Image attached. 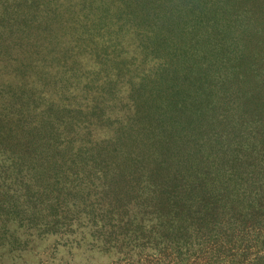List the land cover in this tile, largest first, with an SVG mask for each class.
I'll return each mask as SVG.
<instances>
[{
    "label": "trees",
    "instance_id": "1",
    "mask_svg": "<svg viewBox=\"0 0 264 264\" xmlns=\"http://www.w3.org/2000/svg\"><path fill=\"white\" fill-rule=\"evenodd\" d=\"M263 1L80 0L83 10L88 4L92 13V30L88 35L92 48H78V53H88V64L93 66L94 74L96 69L100 72L99 78L85 82L91 88L95 108L97 105L102 110L110 107L118 88V83L113 84L110 75L115 79L120 76L119 68L104 66V50L99 48V38L103 31L109 30L106 4H116L121 14L147 23L151 34L146 35L144 48H151L154 55L162 56L163 62L154 65L150 74L144 71L138 87H129L131 96L136 97L130 122L124 124V120L119 119V126L105 134L104 139L89 142L88 146H76L78 149L72 148L75 154L55 148L56 152L47 161L43 157L47 149L41 142L42 133L37 130L46 131L48 126H55L59 119L67 117V108L73 107L51 101H43L39 107L36 100L43 99V92L36 94V90H31L33 93L27 96L24 91L9 93L0 87V158L4 162L11 161L4 173L0 170L2 178L10 172L17 177L19 171L13 168L27 162L39 177L51 171H55L57 177L60 173L64 184L68 168L69 173L77 174V177L83 175V180L92 173L100 175L103 190L118 201L121 202L130 192L139 193L145 201L139 202L138 208H154L155 203L165 209L152 210L150 217H144L148 222L142 223L140 219L135 224L142 223L143 232L138 225L135 232H141L142 236L148 234L157 240V246L159 241L171 238L172 244L180 248H194L191 240L200 236L198 233L205 228L211 235L213 229H219L222 219L226 220V230L232 231L248 219H257L255 215L264 212V121H256L252 115L264 112L263 86L260 87L261 82L254 79L258 71L248 64L246 69L251 70L245 79L253 78L252 93L239 96L240 106L251 109L248 124L242 109L231 115L224 113L222 118V109L212 104V95L216 85L214 79L222 76L229 56L221 53L220 48H228L237 41L232 34L242 40L252 31L264 28L258 23L264 15ZM13 2L11 12L7 7L0 11V25L5 30L0 34V63H4V68H12L16 66L13 62H21V74L30 69L29 61L39 59L40 48H33L35 43H29L30 48H20L24 55L22 60L18 52L12 57L9 47L20 36L30 40L35 35L34 30L40 31L35 24L38 12L41 16L45 13L40 23L50 42L67 31L71 34L84 26L81 18H77V26L75 20L68 25L70 17L62 14L59 8L50 6L48 0ZM248 3L259 6L252 12L244 9ZM97 6L101 8L99 11ZM9 38L12 41H6ZM44 49L46 55L53 50ZM144 56L148 57L146 53ZM86 57L73 59L70 69L62 67V77L69 75L70 78L59 80V83L82 80L83 59ZM44 59L42 56L41 60ZM71 88L65 85L60 91L72 93ZM22 113L35 118L31 123L39 121L44 125L39 128L34 124L29 129L20 119ZM68 126L71 131L73 126L70 123ZM215 127L223 130L220 137H208ZM52 137L54 135L50 134V139ZM46 141L44 143H50ZM50 145L52 150L54 145ZM83 149H86V158ZM69 153L73 157L70 155L71 160L67 161L65 157ZM228 162L232 163L229 167ZM251 182L252 185L248 186ZM247 189L251 190V196L248 194L247 198H242L240 193ZM156 194L159 197L155 198ZM211 225L213 229L209 228ZM9 229L17 233V228Z\"/></svg>",
    "mask_w": 264,
    "mask_h": 264
},
{
    "label": "rangeland",
    "instance_id": "2",
    "mask_svg": "<svg viewBox=\"0 0 264 264\" xmlns=\"http://www.w3.org/2000/svg\"><path fill=\"white\" fill-rule=\"evenodd\" d=\"M13 1L20 0H0V11L7 7L8 12H11ZM262 3L264 4V1ZM48 4L59 8L62 14L70 17L68 25L75 20L77 26V18H81L80 22L84 26L76 28L71 34L67 31L50 42L40 23V20H44L45 13L41 16L38 12L35 24L40 27V31L34 30L35 35L30 40L21 39V36L18 40L15 39L9 50L12 57L18 52L24 60L20 48H30L29 43H35L33 48H40L41 51L39 59L29 61L31 67L23 74L20 73L21 62H13L16 66L12 68L10 66L4 68V63H0V87L5 91L9 93L24 91L30 96L31 90H36V94L43 92L44 95L43 99L36 100L39 107L43 101L65 103L73 107L67 108V117L59 119L55 126H48L46 131L37 130L39 134L42 133L41 142L47 149L43 155L45 161L56 152L55 148L59 151L69 150L71 154H75L72 148L78 149L76 146H88L89 142L104 139L105 134H110L119 126V119L124 120V124L130 122L136 97L131 96L129 87H138L143 72L150 74L154 65L158 66L163 62L162 56L154 55L151 48H144L146 35L151 34L147 23L143 24L142 21L131 18L132 16L126 17L125 14H121L116 4H106L109 30L103 31L104 34L99 38V48L104 50L102 53V61L105 60L106 63L104 66L119 68L120 76L115 79L110 75L113 84L118 83V92L116 90L117 94L113 95L114 100L110 107H103L102 110V107L97 105L95 108L91 88L85 82L99 78L100 72L96 69L94 74L93 66L88 64L90 61L88 53H78V48H92L88 39L92 30L91 6L86 4L83 10L80 0H48ZM256 4L248 3L244 9L254 12L253 8L259 6ZM96 9L99 11L101 8L97 6ZM258 23L264 25V15H261ZM4 31L0 25V34ZM251 33L242 40L232 34L231 37H235L237 41L232 42L228 48H220L221 53L225 52L229 56L222 76L214 79L216 85L212 95V104L222 109L220 113L222 118L224 113L231 115L242 109L247 124L250 121L251 109L249 106L244 105L245 108L240 106L239 96L245 93L246 96H250L252 93L253 78L245 79L248 78L251 69L258 71V76L253 77L255 82H261L260 87L263 86L264 90V28ZM10 40L9 38L6 41ZM44 48L53 50L50 55H46ZM66 48L68 50L64 55ZM145 53L148 57L144 56ZM83 55L87 56L83 59V79H70L68 83L60 84L59 80L70 78L69 75L62 77L61 68L70 69L73 59ZM42 56L45 57L44 61L41 60ZM155 56L157 57L151 60V57ZM248 64L251 65V69H246ZM65 85L72 87V93L60 91ZM242 102L245 104V99ZM52 112L54 114L55 110ZM252 115L256 121H264V112L258 116L256 113ZM20 119L29 129H32L30 126L34 124L39 128L44 125L39 121L31 123L35 118L26 113L20 114ZM69 123L73 126L71 131ZM222 131L221 128L215 127L207 136L219 138ZM50 134L54 135L52 139ZM46 140L54 145L52 150L50 143H44ZM85 150L82 151L86 158ZM70 153L65 157L67 161L71 160ZM9 162L11 161L4 162L0 158V170L3 173ZM227 164L229 167L232 163ZM65 167L66 165L63 170ZM13 169L19 171L17 177L11 172L4 178L0 174V264L264 263V212L256 214L257 219H248L242 226L235 227L234 231L226 230V220L222 219L219 221L222 222L219 229H213L212 225L209 227L213 229L211 235L206 232L208 228H205L198 233L200 236L191 240L194 248H180L172 244L171 238L159 241L160 245L157 246V240L150 238L148 234L142 236L141 225L148 222L144 217H150L152 210L158 212V209L163 208L155 203L154 208H138V203L145 201L139 193L130 192L120 202L111 193L103 190L100 175L95 173L83 180L85 178L83 175L77 177V174L69 173L68 168L64 175L65 184L68 185H65L59 171L58 177L55 171L39 177L28 162L16 164ZM66 175H69L68 178ZM251 185L252 182L248 186ZM250 192V189L242 190L241 197L247 198ZM156 195L155 198L159 197ZM140 219L142 223L137 225L141 232H135L134 229L137 227L135 224L140 222ZM9 228H17V233ZM152 244L155 245L154 248Z\"/></svg>",
    "mask_w": 264,
    "mask_h": 264
}]
</instances>
